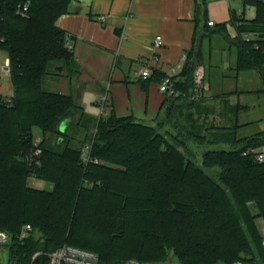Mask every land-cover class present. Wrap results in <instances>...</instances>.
<instances>
[{
	"label": "trees",
	"instance_id": "16d2710c",
	"mask_svg": "<svg viewBox=\"0 0 264 264\" xmlns=\"http://www.w3.org/2000/svg\"><path fill=\"white\" fill-rule=\"evenodd\" d=\"M70 3L0 0V52L8 57L14 87L10 99L0 93V228L17 232L27 223L34 228L14 246L17 263H26L37 249L66 243L98 253L105 264L131 258L143 264L172 255L181 264L264 259V162L243 154L248 146L264 144V130L239 136L247 125L239 123V115L249 108L239 100L225 109L235 114L231 126L210 120L216 104L190 100L194 71L203 64L202 38L196 37L174 76L186 93L168 97L174 130L119 117L114 110L94 122L73 94L43 86L56 63L73 58L57 24ZM244 4L255 8L253 18L233 12L229 22H206L203 33L221 34L235 46L237 74L256 70L263 77L264 0ZM183 99L197 112L189 114L184 102L176 103ZM67 118L63 132L60 124ZM87 144L99 163L84 162ZM32 179L52 188L35 187Z\"/></svg>",
	"mask_w": 264,
	"mask_h": 264
},
{
	"label": "crops",
	"instance_id": "0c3cea01",
	"mask_svg": "<svg viewBox=\"0 0 264 264\" xmlns=\"http://www.w3.org/2000/svg\"><path fill=\"white\" fill-rule=\"evenodd\" d=\"M233 12L248 19L255 16V8L245 5L244 0H71L68 12L57 24L70 35L73 58L69 64L56 63L55 73L48 76L59 85L61 93L77 97L87 117L94 122L101 116L98 100L104 88L110 97L108 111L114 110L119 117L131 116L142 123L159 117L168 120L167 109L173 99L160 90V83L171 74L172 67L177 69L174 76L180 74L196 37L202 38V62L207 72L204 40L207 36L210 39L209 59L212 61L215 38L223 36H204L205 24L210 20L215 24L229 22ZM228 29L231 36L236 34L231 23ZM158 35L162 36L163 45L157 48L154 39ZM233 48L235 66L236 48L230 44L231 52ZM141 60L149 61L151 70L145 86L146 79L141 77L145 66ZM7 61L6 54L0 52V71L4 73H0V93L10 99L14 87L10 74L4 70ZM220 66L232 67L231 63L224 62ZM211 87L205 80L202 96L199 99L189 96L190 100L201 99L203 104L216 105L229 100L232 104L233 97H237L234 98L237 102L245 92L237 88L213 94L208 91ZM184 99L176 103H183ZM195 108L190 106L188 113L197 112ZM166 129L172 128L167 126Z\"/></svg>",
	"mask_w": 264,
	"mask_h": 264
},
{
	"label": "rangeland",
	"instance_id": "374dc122",
	"mask_svg": "<svg viewBox=\"0 0 264 264\" xmlns=\"http://www.w3.org/2000/svg\"><path fill=\"white\" fill-rule=\"evenodd\" d=\"M232 8L236 9L237 7L232 6ZM209 41L210 39L207 36L204 40V59H205L204 61L207 67L206 83L207 84L211 83L212 85L211 91L210 90L208 91L212 92L213 94L217 93L218 91H220L219 93L229 92L237 88L245 91L239 97V101H241L244 104H247L249 108L241 111L239 115V123L247 124V125L239 128L238 131L239 136H247L253 134L256 131L263 130L264 129V80H263L264 78H261L260 73H258V71L256 70L239 73L238 75L240 76L237 77V72L234 69L235 51L234 48L232 52L230 51L231 43L225 37L219 36L218 39L215 38V42L212 48L214 57L212 61H210ZM221 62H224L226 64L231 63L232 67L230 69L226 67L222 68L220 66ZM0 73L4 74L1 71ZM43 86L46 90L49 91H54V92L61 91L59 85L54 84L52 77L49 76H47L44 79ZM106 89L107 88H104L105 91L104 94H108V91ZM186 98L188 100V97ZM234 98L237 99V97H233L231 99L232 104H234L235 102ZM183 102L185 104L184 107L187 109L189 107V102L188 101H183ZM91 104L93 105V103ZM229 104H231V102L220 101L218 105H216L217 106L216 112L212 114V118L215 117L214 123L218 125H226V126H231L234 124V121L236 119L235 114L225 110L226 107H229ZM143 123L146 124L151 123L153 126H157V128L161 130L166 128L167 126H170V128H172L173 130L176 128L175 118L167 120L164 117H159L153 122H148V120H145L143 121ZM35 131H36V135L39 136L40 134L39 130L36 129ZM73 133L74 130L71 131V134ZM221 146H226V144H221ZM189 149H191V151L192 150L194 151L196 149V145L192 143L191 147L189 146ZM184 151L186 155L192 159V153H190L185 149ZM31 183L33 186L38 188H45V189L52 188L51 183L40 179H32ZM9 254H10V249L5 248L4 256L6 261L9 260ZM256 260L264 264V259L261 258L260 256L257 257ZM172 264H181V263L176 257L172 255Z\"/></svg>",
	"mask_w": 264,
	"mask_h": 264
},
{
	"label": "built area",
	"instance_id": "2783aa9c",
	"mask_svg": "<svg viewBox=\"0 0 264 264\" xmlns=\"http://www.w3.org/2000/svg\"><path fill=\"white\" fill-rule=\"evenodd\" d=\"M24 11L27 10V6L24 7ZM210 26L215 24L214 21L210 20L208 22ZM247 40L250 39L249 34L244 36ZM65 42L66 45L71 48L70 44V35L65 33ZM155 47H160L163 45L162 36L158 35L154 39ZM157 59V58H155ZM142 64L145 66L141 72V77L147 79L151 75V70L149 67V61L141 60ZM4 70L7 74H10V65L9 60L7 61ZM177 74V69L172 67L171 74H167L163 81L160 83V90L169 96H186V93L179 90L174 81V75ZM205 80H206V69L203 64H199L193 75V90L190 94L191 98L199 99L205 89ZM98 104L100 106L101 115L108 111L110 107V97L109 94H103L99 100ZM91 146L89 144L85 145L82 149V156L84 162L88 163L92 160L90 156ZM40 149H37L33 155H39ZM244 155L252 156L258 162H264V144L259 146H248L243 152ZM94 163H99L98 159L92 160ZM33 226L31 224H24L21 229L17 232H10L5 229L0 228V264H19L17 263V255L15 253L14 246L16 244L24 243L28 238L33 234ZM264 246V234L262 240ZM5 248L10 249L9 260L6 261L4 256ZM24 264H105L101 261V258L98 253L78 247L72 244H63L53 250L45 251L43 249H37L33 251L26 263ZM121 264H142L139 260L135 258L128 259ZM233 264H262L260 262L247 263L241 260L235 261Z\"/></svg>",
	"mask_w": 264,
	"mask_h": 264
},
{
	"label": "water",
	"instance_id": "95a60500",
	"mask_svg": "<svg viewBox=\"0 0 264 264\" xmlns=\"http://www.w3.org/2000/svg\"><path fill=\"white\" fill-rule=\"evenodd\" d=\"M70 122H71V118H67V119L63 120L60 124V130L64 132L67 129ZM143 264H172V257H170L169 259H167L165 261L147 262V263H143Z\"/></svg>",
	"mask_w": 264,
	"mask_h": 264
}]
</instances>
